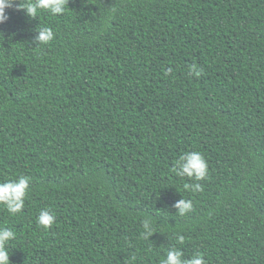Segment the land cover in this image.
<instances>
[{
  "label": "trees",
  "instance_id": "obj_1",
  "mask_svg": "<svg viewBox=\"0 0 264 264\" xmlns=\"http://www.w3.org/2000/svg\"><path fill=\"white\" fill-rule=\"evenodd\" d=\"M6 11L0 182L31 177L21 212L0 205V225L16 233L11 264H160L172 248L207 264H264V0ZM43 26L54 39L35 45ZM190 151L207 162L201 181L172 171ZM182 197L193 204L185 216L173 206ZM45 208L49 229L36 223Z\"/></svg>",
  "mask_w": 264,
  "mask_h": 264
},
{
  "label": "clouds",
  "instance_id": "obj_2",
  "mask_svg": "<svg viewBox=\"0 0 264 264\" xmlns=\"http://www.w3.org/2000/svg\"><path fill=\"white\" fill-rule=\"evenodd\" d=\"M68 0H0V24H4L9 20L7 9L15 8L16 10H25L29 18H36L39 16L41 10L49 12L51 15H62L66 11ZM37 35L34 37L35 45L48 44L54 39L55 33L51 27L43 26L36 29ZM172 72L168 68L166 74ZM189 73L195 77H200L203 69L196 64L189 66ZM172 171L179 177H188L195 181L205 179L208 166L203 155L197 151L184 152L173 163ZM31 177L27 175H20L17 179H8L0 182V205L5 207L7 211L15 215L22 211L25 199L30 191ZM203 186L200 183H185L184 189L198 192L202 191ZM176 212L180 216H185L189 213L193 204L191 200L181 198L173 205ZM38 226L44 229L51 228L56 223L54 212L50 208L41 209L36 218ZM143 232L142 237L149 239L156 229L153 227V222L150 217H145L142 220ZM16 233L10 227L0 225V264H11L9 242L14 240ZM177 242L184 243V236L177 235ZM160 264H207L204 255L200 252L195 253L190 257H185L182 250L177 248L169 249L166 256L160 261Z\"/></svg>",
  "mask_w": 264,
  "mask_h": 264
}]
</instances>
